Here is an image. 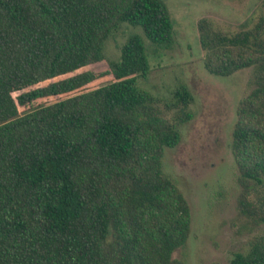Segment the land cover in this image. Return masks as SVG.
<instances>
[{
    "label": "trees",
    "instance_id": "trees-1",
    "mask_svg": "<svg viewBox=\"0 0 264 264\" xmlns=\"http://www.w3.org/2000/svg\"><path fill=\"white\" fill-rule=\"evenodd\" d=\"M123 23L141 34L127 37L108 71L93 72ZM197 29L209 73L250 70L231 150L238 213L259 225L264 19L224 32L202 18ZM144 37L172 45L163 0H0V264H182L172 253L189 236L190 206L162 170L179 131L138 87L150 70ZM176 97L192 100L184 85ZM229 264H264V231Z\"/></svg>",
    "mask_w": 264,
    "mask_h": 264
},
{
    "label": "rangeland",
    "instance_id": "rangeland-1",
    "mask_svg": "<svg viewBox=\"0 0 264 264\" xmlns=\"http://www.w3.org/2000/svg\"><path fill=\"white\" fill-rule=\"evenodd\" d=\"M163 1L172 18L174 40L169 48H159L144 37L150 70L137 78V84L154 96L162 117L179 131L177 144L164 150L162 170L186 198L191 219L189 236L172 258L182 264H229L233 253L245 252L249 241L264 231V223L253 224L238 213L241 186L231 150L237 107L248 93L250 70L225 77L209 73L197 24L207 18L224 32L252 27L264 19V0ZM132 33L141 30L126 23L115 29L105 40L102 62L91 65V70L108 71V63L119 59L121 45ZM107 79L100 77L86 88ZM183 85L192 97L186 106L176 97ZM184 113L189 118L184 119Z\"/></svg>",
    "mask_w": 264,
    "mask_h": 264
}]
</instances>
